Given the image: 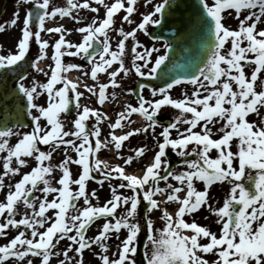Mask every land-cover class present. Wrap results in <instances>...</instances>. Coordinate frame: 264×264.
<instances>
[{
  "label": "snow or ice",
  "instance_id": "obj_1",
  "mask_svg": "<svg viewBox=\"0 0 264 264\" xmlns=\"http://www.w3.org/2000/svg\"><path fill=\"white\" fill-rule=\"evenodd\" d=\"M21 2L31 5L23 20L19 21V13L14 11L7 25L0 23V33L6 26L21 23L15 51L0 54V84L4 85L0 101L26 102L24 111L30 118L28 131L18 130L23 127L19 120L0 123V153L5 154L0 166V190L6 188L5 177L20 175L18 181L7 185L4 200L0 201V237L16 230L0 245V264H34L32 257L40 258V264H50L53 255L61 254L59 264H84L85 250L92 251L94 246L98 264H136L142 231L146 241L145 264H264V28L259 27L264 24V0H196L195 6L187 0H161L155 4L145 0L152 10L141 13L130 30L123 25L134 23L138 0H66L65 7L53 6L51 0ZM101 8L103 18L94 15L87 23L73 15V10L98 14ZM183 11L190 15L183 18ZM166 12H180L182 26L191 25L200 31L206 55L185 78L172 77L169 82L166 74H161L165 86L148 88L153 99L145 98L146 85L139 84L137 106L127 104L117 113L114 122L108 124V137L101 140L100 125L109 117L82 106L81 98L87 92L103 105L108 99L107 90L120 88L118 78L127 77L130 72L144 79L157 78L172 44L165 42L160 54V48L145 47L137 34L148 36V26L168 23ZM121 13L120 26H116L115 18ZM57 18H71L82 25L74 29L81 35L78 43L66 38L69 33L62 24L46 27L47 21ZM228 18L237 21L236 29L225 24ZM42 33L56 34L54 42L42 39ZM129 41L130 67L125 64ZM32 43L37 46V55L31 68L43 72L46 82L33 78L26 86V78L20 74L8 86L6 82L12 77L7 73L25 61ZM50 48L51 54L47 51ZM65 57L86 60L91 67L82 74L97 82L98 87L84 84L85 91H79L80 83L69 79L67 73L80 71L81 66L64 63ZM46 59L50 64L44 71L38 64ZM102 73L108 77L106 83L98 82V74ZM181 84L191 85L192 91L182 93V98H172L170 90ZM128 91L133 94L131 89ZM10 94L11 101L5 100ZM111 95L115 98L114 92ZM42 97L43 104L38 102ZM164 107L178 110L167 126L157 119ZM73 108L75 115L67 121L71 127L65 130L61 115H70ZM133 114H139L146 125L123 131L132 123ZM250 116L255 119L250 120ZM90 118H95L91 130L87 126ZM9 123L13 126L9 127ZM158 127L162 130L156 133ZM116 130L122 134H115ZM149 132L155 148L151 162L140 175L128 173L125 166L143 157L145 147L135 148L132 155L122 157L124 166L109 165L97 158L102 149L111 146L118 152L130 137ZM10 138L16 139L12 145ZM39 145H47L49 150L43 151ZM190 145L193 147L189 150ZM168 150L181 158L187 170L171 169ZM213 150L215 158L210 156ZM58 151H62L63 158L53 164V155ZM28 158L35 166L21 175V169L28 166ZM73 166L78 168L75 178ZM93 173H99L101 179ZM93 180L101 187L109 182L111 196L102 205L96 191L87 190L88 182ZM112 181L118 183L113 185ZM197 181L202 183L203 190L194 186ZM225 183L230 185L229 191L222 206L214 207L210 189L214 184ZM81 200L83 206L77 207L76 202ZM173 203L177 208L169 212L166 206ZM21 205L24 215L17 219ZM202 208L216 218L218 234L195 220H185V216ZM154 212L159 213L162 227L154 226ZM97 220H102V225L93 237H87ZM122 231L124 238L110 258L107 242L113 234L119 239ZM65 240L69 243L63 252H54ZM70 253H75V261ZM208 255L215 258L209 261Z\"/></svg>",
  "mask_w": 264,
  "mask_h": 264
},
{
  "label": "rangeland",
  "instance_id": "obj_2",
  "mask_svg": "<svg viewBox=\"0 0 264 264\" xmlns=\"http://www.w3.org/2000/svg\"><path fill=\"white\" fill-rule=\"evenodd\" d=\"M79 2H82V0H79ZM106 2H111V0H106ZM92 6H95V5H92ZM145 7H146L145 0H139L138 1V10H137V13L134 14L133 17H136V16L140 15L142 13L141 11L144 10ZM147 8H149V7H147ZM253 11H258V9H253ZM85 16H87V14H85ZM115 19H116V25L117 26H120V15L117 16ZM133 21H134L133 26H135V23L137 21H136V19H133ZM225 24L227 26H230L231 29H236V27H237V21L235 19H232V18L226 19L225 20ZM123 27H129V25L125 24V25H123ZM259 27L260 28H264V24L259 25ZM228 46H230V45H226V47H228ZM242 46H244V45H242ZM246 71H248L247 68H246ZM262 78H264V76H262ZM181 90H183V91L180 92ZM178 91H179V93L177 94V99L182 98V95L181 94L184 93V92L190 93L192 91V86L191 85L190 86H182V85H179L174 90V92L176 93ZM170 115L174 119L178 115V112L176 110L171 111L170 112ZM249 119L252 120V119H255V117L250 116ZM183 127L181 129H183ZM28 130L29 129L20 130V131H28ZM213 131L215 132V129ZM15 142H16V139L15 138H10V140H9L10 145L14 144ZM233 144H235V141H233ZM192 147L193 146L190 145L189 146V150ZM48 150H49V148H47L46 150H43V151H48ZM168 152H169V155H170L171 159H174L176 161L174 165L171 162H169L171 169L176 170V171H184V170H187L186 167L183 166L182 160H181L180 157H177L174 153L171 152V150H168ZM70 154H72V153H70ZM4 155H5L4 153H0V166H2L3 156ZM215 155H216V153L213 150V152L210 153V156H212L213 158H215ZM120 157H118V156L115 157L114 156L112 158L114 160H116V161L119 162L120 161ZM62 158H63L62 151H58V152L54 153L52 163L53 164L58 163ZM194 158L195 157H189V159H194ZM136 162L137 161L135 160L131 165L136 164ZM111 163L113 165H117V164H114L113 162H111ZM34 166H35V162L31 158H28V166L25 167V168H23V169H21V175L24 172L29 171L31 169V167H34ZM72 172H73V177L75 178L76 172H77L75 166L72 167ZM55 175H56V177H58L59 176V172H57ZM19 179H20V175L11 176V177H5V185H6V188L4 190H0V201H3L4 200V195H5V192L7 190V185L9 183L14 184ZM169 182L175 183L173 181H169ZM243 182L245 184H247V181L246 180H244ZM53 183H54V181H53ZM111 183L113 185H115L116 183H118V181H112ZM161 186H163V182L161 183ZM194 186L197 188V190H203V185H202L201 182H198V181L197 182H194ZM229 188H230V185H228L227 183H225L223 185H221V184H214L211 187V189H210V202L213 203L214 207H220V206H222L223 199L225 198L227 192L229 191ZM74 189H75V186H73V190ZM87 190L89 192H91L92 190H95L96 191L97 196L99 198V201L98 202H99L100 205H102L111 196V193H110L108 184H104L103 187H101L100 185L92 182L90 184H87ZM36 195H40V193H36ZM180 195L183 196L184 193H181ZM49 199H51V196L49 197ZM76 203H77V207H82L83 206V201L82 200L81 201H78ZM92 203L93 204H96L97 201H92ZM142 207H144L143 204L140 205V208L141 209H142ZM166 207L168 208V211L169 212H174L176 210V208H177V205L173 203V204L167 205ZM202 209L203 210H200L197 213L196 218L195 219H192V220H195V222L198 223L199 225L206 226L211 231L216 232L218 234V232H219V225H217L215 223V219L216 218L214 216L210 215L206 209H204V208H202ZM24 211L25 210H24L23 206L21 205L19 207L18 215H17L16 218L19 219L21 216H23L24 215ZM48 215H51V212H49ZM158 216H159V213L158 212H154L152 214V219H153L154 226L157 227V228L162 227V222L158 219ZM205 217H208V218L205 219ZM2 220H3V217H0V221H2ZM191 221H188V222H191ZM102 223H103L102 220H97L89 228V230L87 232V237H89V238L90 237H93L97 233V229L100 227V225H102ZM15 232H16V230H9L6 237H0V245L5 244L7 242V240L10 239L15 234ZM185 234H190V233H185ZM123 238H124V232L122 231L120 233L119 239H117L116 236H115V234H113L112 235V238L107 242L108 243V247H109V251H108L107 255H109L110 258H112V254L114 252H117V250H118L117 249V246L119 245L120 239H123ZM142 241H143V237L141 236V233H140V235L138 237V242H137V249L138 250H139V247H140V244L142 243ZM144 242H145V240H144ZM204 242L205 241H201V243H204ZM68 243L69 242L67 240L61 241L60 244L57 246V248L54 250V252H61L62 253L63 250L66 248V246H67ZM138 250H137V253H138ZM144 251H145V249L142 252L141 259H142V262L145 264L144 258H143ZM69 255H70V257L73 258V261H75V259H76L75 253H70ZM136 256H137V254H136ZM206 258L209 259V261H211L215 257H213L212 255H208ZM32 259L34 261V264H40V258H38V257H32ZM60 259H63L62 254L59 257L53 255L51 257L50 264H59V260ZM83 260H84V264H98V255L96 254L95 246H94V249L92 251L85 250V252L83 254ZM135 260H136V257H135ZM136 264H137V262H136Z\"/></svg>",
  "mask_w": 264,
  "mask_h": 264
},
{
  "label": "flooded vegetation",
  "instance_id": "obj_3",
  "mask_svg": "<svg viewBox=\"0 0 264 264\" xmlns=\"http://www.w3.org/2000/svg\"><path fill=\"white\" fill-rule=\"evenodd\" d=\"M2 1V0H1ZM17 1L16 3H14ZM18 12L19 13V21H22L25 15V5L21 2V0H4V5H0V23H5L7 25V22L11 20L13 12ZM73 15L81 18L80 15V10H73ZM67 21H64L63 19H54L52 21H47L46 22V27H56L59 25H63V27L68 31L67 39L69 40L70 38L72 39L73 43H78L81 39V35L77 32L74 31L75 28L82 26L80 24H76L73 19L71 18H66ZM84 23L90 22V19L84 18L82 20ZM66 23V25H65ZM21 27V23H17L15 27L8 28L6 26V30L3 33H0V54H6L9 51H15V44L17 41V38L19 36V29ZM43 35V33H42ZM111 37V33H110ZM56 38V34H50V39L48 36H45V39H48L50 44L54 42ZM43 39V37H42ZM112 42V41H111ZM113 46V45H112ZM49 54H51V48L47 50ZM31 62L37 55V46L35 43L31 44L30 51L28 53ZM65 63H76L81 66V70H72L70 71L71 76L75 81L80 83V86L78 88L79 91H85L84 90V84H88L91 87H98L97 82H93L90 77L84 76L82 72H87L90 70V65L87 63L86 60L81 59L80 57H66L64 58ZM41 63V68L44 71L48 70V65L50 64V60L46 59ZM106 74H98V82L99 83H106ZM25 85L30 86V81L33 78H36L40 82H46V77L43 75V72H36L34 69L31 68V70L28 72V74L25 76ZM59 87V85H57ZM110 88L107 90L108 94V99L103 105H100L97 103V97L91 96V94L85 92L84 97L81 98L80 103L81 105H87L91 108L96 109L97 111L103 112L104 114L107 115V117H110L108 115L107 111L111 112L112 108V103H111V95H110ZM39 103L43 104L44 103V98L42 97L39 101ZM75 115V109L73 108V112L71 116H64L63 114L61 115V119L65 121V130H69L71 127L70 124L67 123V121H70L73 119ZM95 123V118H90L87 121V126L88 129L91 130L92 124ZM110 123L109 119L104 121L100 127H101V136L102 140L106 139L108 137V124ZM156 133H158V129H156Z\"/></svg>",
  "mask_w": 264,
  "mask_h": 264
},
{
  "label": "water",
  "instance_id": "obj_4",
  "mask_svg": "<svg viewBox=\"0 0 264 264\" xmlns=\"http://www.w3.org/2000/svg\"><path fill=\"white\" fill-rule=\"evenodd\" d=\"M187 2L190 4V5H192V6H195V4H196V0H187ZM182 9H183V5H182ZM184 13L186 14V15H190V13L188 12V11H184ZM165 14H167V12L165 13ZM170 15L171 14H167L166 16H169V19H168V21L169 20H173L174 19V21H180V15H181V13L180 12H177V13H175V16H174V18H172V17H170ZM167 25H168V23H166ZM170 35H171V33H166V32H164L163 33V36H165V37H170ZM177 43V40L175 39V44ZM176 49V48H175ZM176 52H177V49H176ZM173 63L174 64H176L177 63V60L176 59H174L173 60ZM15 117H14V119H12V121H16V120H19L20 121V123L22 124V122H21V119H20V117L23 115L22 113H18L17 111H15ZM20 116V117H19ZM24 117V116H23Z\"/></svg>",
  "mask_w": 264,
  "mask_h": 264
},
{
  "label": "bare ground",
  "instance_id": "obj_5",
  "mask_svg": "<svg viewBox=\"0 0 264 264\" xmlns=\"http://www.w3.org/2000/svg\"><path fill=\"white\" fill-rule=\"evenodd\" d=\"M190 31L194 32V29H190ZM189 59H190V61H189ZM183 61L185 64H188V65H190L193 62V57H192L190 52L183 58ZM181 72H182V70H181Z\"/></svg>",
  "mask_w": 264,
  "mask_h": 264
}]
</instances>
